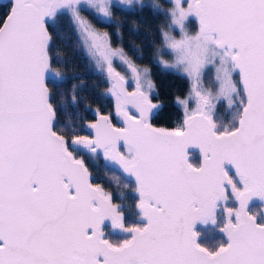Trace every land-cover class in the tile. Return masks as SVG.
Instances as JSON below:
<instances>
[{
    "label": "snow or ice",
    "instance_id": "1",
    "mask_svg": "<svg viewBox=\"0 0 264 264\" xmlns=\"http://www.w3.org/2000/svg\"><path fill=\"white\" fill-rule=\"evenodd\" d=\"M135 3L10 0L0 18V264H264V211L253 210L264 209V0H168L156 55L188 83L172 127L153 123L162 105L149 70L87 19L110 23ZM62 15L111 101L79 128L58 124L48 83L60 76L49 26ZM89 156L131 187L135 222ZM197 225L224 239L198 243Z\"/></svg>",
    "mask_w": 264,
    "mask_h": 264
},
{
    "label": "trees",
    "instance_id": "2",
    "mask_svg": "<svg viewBox=\"0 0 264 264\" xmlns=\"http://www.w3.org/2000/svg\"><path fill=\"white\" fill-rule=\"evenodd\" d=\"M129 28L128 34L126 33L128 36L124 41L126 45L123 44L125 53L136 61L139 59L141 63L150 64L152 53L148 51L140 36L144 32L150 34V30L142 27L141 22L137 20H134ZM49 31L52 35L50 45L52 66L55 71L60 73L59 78L48 82L54 102L59 106L58 124L65 129L79 128L85 120L92 118V112L96 108L105 112L111 111V101L105 95L107 85H105L102 74L95 71L93 61L83 51L82 43L75 37L66 18L59 19L52 24ZM131 32L134 34L132 35ZM159 75L161 74L159 73ZM162 76L164 75L162 74ZM173 79L166 78L161 82L162 85L158 86V99L162 102V108L156 116L155 122L163 127L174 126L180 116L179 109L173 107V99L175 96H183L184 91L180 82L173 81ZM73 94L78 98L75 105L71 103ZM228 119L229 117L224 121L227 122ZM93 163L94 166H90V169L96 182L101 183L112 193L122 190L126 181L121 177L120 184L117 185L112 180V176L118 175V173H114L108 165L96 157ZM210 237H212L211 234L203 237L204 242L214 245L216 241ZM112 238L117 239L116 237ZM207 238L210 240L207 241Z\"/></svg>",
    "mask_w": 264,
    "mask_h": 264
},
{
    "label": "flooded vegetation",
    "instance_id": "3",
    "mask_svg": "<svg viewBox=\"0 0 264 264\" xmlns=\"http://www.w3.org/2000/svg\"><path fill=\"white\" fill-rule=\"evenodd\" d=\"M153 5H160V9L153 7ZM9 7H10V0H0V18H2L8 12ZM168 7H170L168 0H139V3H135V6L130 10H126L123 13L121 11H115L114 12V18L110 23H101V22H98L97 19L93 18L91 15L87 16V19H89V21L93 24V26L96 29H98L100 32H107L109 34L111 45L114 48L122 47L124 49V46L126 45L124 41L128 36L127 34H128V30L130 29L129 27L134 20L141 22L142 27L150 30V32H151L150 34L146 33V32L140 34L141 40L145 43L146 48L148 49V51H150L152 53V59H151L150 64L141 63V61L139 59H137V61H136V60L130 58L128 55L127 56L134 63H136L139 67H141L142 69L147 68L149 70L150 78L156 86L155 93L153 95V100H154V102H158L161 105H162V102L158 99V86L162 85L161 82H163L164 79L171 77V78H174L173 81L174 80L179 81L180 86H181V88H183V91H184L183 96L186 94L187 89H188L187 81L180 74L175 73L172 70L163 69L159 65L158 58L156 55L157 50L160 48V41H161L159 30L162 27H164L166 22H167L166 17L164 15V11H166V9ZM63 18L64 19L66 18L68 20V22L70 24V28L73 31L75 37H77V39L82 43L83 51L88 56H90L87 48L84 45L83 40L79 36V34L75 28V25L71 22L70 18L66 15H62V16H59L57 18L56 22L59 19H63ZM130 19H132V20H130ZM51 26H52V24H50L49 27H51ZM189 27L191 28L190 30L195 29L194 24H190ZM123 31H126V32H123ZM131 34L133 35L134 33L131 32ZM123 44H124V46H123ZM124 51H125V49H124ZM90 58L93 61V64H94L93 66H94L95 71L97 73L101 74L98 71V69L96 68L95 62L91 56H90ZM169 58L170 57L167 55H165V57H164V59H169ZM114 65L117 67V69L119 71L125 72V74H127L126 68L123 65H121L119 61H114ZM159 73L161 75H159ZM162 74L164 76H162ZM103 79L105 81V85H107V82H106L104 76H103ZM183 96H180V97H183ZM176 97L177 96H175V98ZM175 98L173 99V105H174L173 107L178 108L175 105ZM156 116L153 119V123L155 122ZM223 120H225V119H223ZM154 125L161 126V125L157 124L156 122ZM97 158L99 160H101L102 162H104L106 165H108V163L106 161H104V159L102 157H96V159ZM191 159L194 163L199 162V158H198L197 153L193 152ZM88 162L90 163L89 166L93 167L94 166L93 162H95V157L89 156ZM121 193H123V197L120 195ZM112 194H113L114 201L121 203L124 206L125 212H126V218L128 219V221L129 222H135L136 216H135V210L133 207V202H134L135 197L133 196V194L131 192V188L130 187H128V188L123 187L121 191H118V192H115ZM253 210L254 211H263V209L258 208V207H253ZM196 230L201 233V236L198 240V243H200L202 245H206V246L212 245V244H208V243L204 242L203 237H207L209 234L212 235V237H210V238H212L213 240L216 241L215 244L224 239L223 234L219 233L216 230V228H214L212 226L201 227L199 225V226H197ZM205 234H207V235H205ZM110 235L112 237H116L117 239L125 238L123 236V234L119 235V234L111 233ZM210 238H207V241H209Z\"/></svg>",
    "mask_w": 264,
    "mask_h": 264
},
{
    "label": "rangeland",
    "instance_id": "4",
    "mask_svg": "<svg viewBox=\"0 0 264 264\" xmlns=\"http://www.w3.org/2000/svg\"><path fill=\"white\" fill-rule=\"evenodd\" d=\"M190 26V25H189ZM190 28V27H189ZM191 29V28H190ZM164 57H165V55H164ZM170 59V58H169ZM95 62V61H94ZM209 81L208 80H206V83H208ZM222 112V115H221V117L223 118V119H227V117H228V115H227V110L225 109V110H223V111H221Z\"/></svg>",
    "mask_w": 264,
    "mask_h": 264
},
{
    "label": "water",
    "instance_id": "5",
    "mask_svg": "<svg viewBox=\"0 0 264 264\" xmlns=\"http://www.w3.org/2000/svg\"><path fill=\"white\" fill-rule=\"evenodd\" d=\"M190 151H192V150H190ZM194 153H197V152H194ZM197 155H198V153H197ZM198 158H199V157H198ZM263 211H264V209H263ZM197 226H199V225H197ZM115 234L122 235V234H120V233H115Z\"/></svg>",
    "mask_w": 264,
    "mask_h": 264
}]
</instances>
